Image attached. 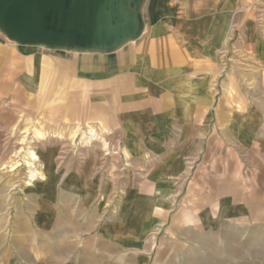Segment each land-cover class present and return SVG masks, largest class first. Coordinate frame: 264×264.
I'll return each mask as SVG.
<instances>
[{"label": "crops", "instance_id": "0c3cea01", "mask_svg": "<svg viewBox=\"0 0 264 264\" xmlns=\"http://www.w3.org/2000/svg\"><path fill=\"white\" fill-rule=\"evenodd\" d=\"M257 1L264 4L70 0L69 8L51 19L55 28L69 31L68 39L52 43L16 40L0 24L1 77L18 69L31 74L33 68L56 77L68 96L94 100L83 115L96 125L118 128L127 154L145 164L140 173L145 189L141 224V219H131L136 208L128 197L133 210L127 231L105 229L112 242L105 240L101 249L102 238L90 236L93 242L87 245L89 236L81 233L85 203L81 200L82 207L70 206L68 211L60 206L62 193L55 192L50 196L60 205H44L56 209L54 213L48 208L53 224L23 226L22 214L14 216V236L0 239V264H24L30 257L42 261L32 264H97L108 250L117 256L131 251L137 239L130 230L135 235L152 229V222L154 228L165 224L172 213L177 230L264 229V26L252 20L249 8ZM238 20H243V53L252 59L244 66L224 68L252 65L253 75L244 70L217 77L221 67L216 53L224 29ZM87 129L93 136L94 128ZM78 131L76 126L70 132L71 140ZM38 208L44 214L43 205ZM3 221L0 229L9 227ZM228 237L220 249L233 240L243 245V235ZM201 243L193 236L189 244ZM205 243L220 244L215 238ZM190 255L200 262L198 254ZM216 255L213 250L208 256L211 264H216Z\"/></svg>", "mask_w": 264, "mask_h": 264}, {"label": "rangeland", "instance_id": "374dc122", "mask_svg": "<svg viewBox=\"0 0 264 264\" xmlns=\"http://www.w3.org/2000/svg\"><path fill=\"white\" fill-rule=\"evenodd\" d=\"M249 8L252 20L264 26V4L257 1ZM229 26L224 29L225 37L216 53L221 67L217 70V77L235 76L244 70H247L246 75H253L254 70L249 69L252 65L242 70L224 68L244 66L252 59L243 53V20ZM3 39L13 44L17 42ZM28 73L22 74L18 69L3 72V77L0 76V223L4 220L9 226L0 229L3 232L0 239L14 236L11 225L19 213L23 216V226L53 224V213L48 214V208H55L60 203L50 195L61 192L64 197L59 201L64 205L60 206H67L68 211L82 207L81 200L85 203L87 212L84 213L81 233L89 236L87 245L93 242L92 237H101L105 242L100 246L102 249L107 241H113V238L105 236V232L113 227L120 232L127 231V216L133 210L131 206L129 209L128 197L136 208L131 219H141L139 224L143 221L141 212L145 189L141 174L145 164H138L137 159L127 154L123 142L125 137L118 128L96 125L93 118L84 116L90 111V102L96 103L94 100L85 95L68 96L63 84L46 72L33 68L31 74ZM76 126L80 131L71 140L70 132ZM88 127L94 128L93 136L87 131ZM26 161L31 165H26ZM47 169L52 176L47 175ZM46 204L50 207H45ZM39 205H43L44 214H39ZM54 208L50 209L55 213ZM174 208L175 201L169 214ZM68 214L71 216L70 212ZM173 215H169L165 224L158 223L154 228L155 222H152V229L137 230L135 235L130 230L137 239L131 251L123 250L117 256L116 252L110 255L108 250L97 264H211V259L208 261L207 258L213 250L217 253L216 264H264V229L243 226V230L221 227L205 231L192 228L177 230L172 226L176 224ZM242 235L243 245L234 244L233 238ZM193 236L201 238L204 244L193 247L189 244ZM228 236L233 241L220 249ZM214 238L220 244L205 243ZM190 254H198L200 262L195 257L192 259ZM23 262L42 261L30 257Z\"/></svg>", "mask_w": 264, "mask_h": 264}, {"label": "water", "instance_id": "95a60500", "mask_svg": "<svg viewBox=\"0 0 264 264\" xmlns=\"http://www.w3.org/2000/svg\"><path fill=\"white\" fill-rule=\"evenodd\" d=\"M69 2L70 0H0V24L16 40L41 43L64 41L68 39L69 31L55 28L51 19L67 10Z\"/></svg>", "mask_w": 264, "mask_h": 264}, {"label": "bare ground", "instance_id": "6f19581e", "mask_svg": "<svg viewBox=\"0 0 264 264\" xmlns=\"http://www.w3.org/2000/svg\"><path fill=\"white\" fill-rule=\"evenodd\" d=\"M75 134H76V132H75ZM72 139H73V138H72ZM33 155H34V154H33ZM31 157H34V158H35L36 156H31ZM34 158H33V159H34ZM28 161H30V160H28ZM28 161H26V163H25V164H26V165H28V166H30V165H31V163H30V162H28ZM34 173H35V172H34ZM40 176H41V175H40Z\"/></svg>", "mask_w": 264, "mask_h": 264}]
</instances>
